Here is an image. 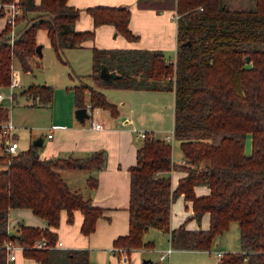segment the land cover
Returning <instances> with one entry per match:
<instances>
[{"label": "trees", "instance_id": "16d2710c", "mask_svg": "<svg viewBox=\"0 0 264 264\" xmlns=\"http://www.w3.org/2000/svg\"><path fill=\"white\" fill-rule=\"evenodd\" d=\"M10 0H0L5 2ZM21 12L14 24L0 29V86L10 82L13 59L23 71L31 70L36 51L37 30L43 27L57 55L65 47L79 46L94 36V28L74 26L80 7L67 0H17ZM138 7L173 8L177 13L175 62L159 48L92 46L90 77L95 86L81 81L70 85L76 108L88 103L118 114L117 107L100 91V86L129 89H160L174 92L172 134L179 142L182 161L171 156V145L146 131L136 150V161L128 168V232L113 240V247L126 257L131 250L151 246L144 232L159 228L169 235L174 249H209L216 234L231 221L239 227V251L221 253L218 264H264V0H136ZM93 24L109 22L115 32L137 39L129 27L130 7L126 4L85 6ZM2 9L0 8V13ZM189 40L190 43L180 42ZM248 57V59H246ZM112 73L100 77L101 67ZM54 89L50 84L32 83L19 92L32 106H51ZM9 111L0 104V124ZM2 126H0L1 131ZM2 134L0 138H6ZM251 150H244L246 137ZM3 144V143H2ZM102 151L85 157H41L38 145L15 153L0 152V264L7 262L5 242L22 247L24 257L39 264H91L88 248H37L35 240H57L55 228L62 210L67 220L78 209L80 230L88 235L103 208L72 190L59 168L93 169L104 164ZM183 171L175 187L169 171ZM89 186L96 176L87 177ZM195 185L209 192L196 195ZM183 194L192 203L197 222L209 213L207 229H188L182 223L170 228V204ZM29 208L46 221L45 227L19 225L8 231L11 208ZM125 264H131L126 261ZM157 264V262H154Z\"/></svg>", "mask_w": 264, "mask_h": 264}, {"label": "crops", "instance_id": "0c3cea01", "mask_svg": "<svg viewBox=\"0 0 264 264\" xmlns=\"http://www.w3.org/2000/svg\"><path fill=\"white\" fill-rule=\"evenodd\" d=\"M35 1L37 2L39 0ZM67 1L69 4L80 7L79 15L74 23L75 28L77 30L94 28V36L92 38L85 39L79 46L69 47L90 48L91 57L93 45L98 47L159 48L164 51V54L169 60L175 59V50L178 43L176 38L177 21L176 17H174L175 11L173 8L155 9L151 7H138L135 3L136 0ZM94 4L129 5L130 17L128 25L130 29L138 35L137 39H127L121 33L115 32L114 25L109 22H102L94 25L92 15L85 9V6ZM21 23V21L18 22L16 27H19ZM4 24L5 17L0 13V29ZM37 56L39 55L36 54L31 59L32 68L34 59ZM35 65H38V62H36ZM32 68L27 72H31ZM90 71L81 74L78 78L80 77L81 81L84 80L88 84L97 87L90 77H81L82 75L88 74ZM18 80L21 82L20 77H18ZM15 87H20V85ZM107 88L125 89L127 92L136 91L137 93L131 94H138V96H142L147 102H150L151 105L146 101L141 105L142 112L139 115L141 126L133 125L132 113L136 110L135 107L131 103L129 106L128 101L125 100L121 101L118 105L111 101L109 97H107L108 95L105 91ZM99 89L110 102L116 105L118 110V114L112 116L109 110L95 107L93 118L101 123L102 128L94 129L90 127L88 123H85L84 121L80 122L75 118L74 109L76 107L73 102V91L69 88L68 91L73 105H70L67 109V119L65 122L59 121L60 115L56 114V118H52L53 123L44 133L40 132L38 129L32 131L31 129L28 130L13 126V133L11 134V137L15 139L20 137L18 150L27 149L30 144H32L33 139L41 136V143L38 147L41 150V152H39L40 156L44 158H65L68 156L85 157L93 151H102L105 155L104 164L99 168L74 169L65 167L59 168L58 170L62 178L68 183L72 190L81 193L84 198H89L93 205L104 209L102 215L96 219L94 230L88 235L83 234L80 230L82 223V213L80 210H73L70 221L67 220V212L62 210L60 213L59 224L55 228L57 240L62 242L61 248H88L91 264H124V260H129L131 264H140L142 258H153V261L156 262L159 254L170 248L165 260H158L157 262V264H161L168 260L167 264H169V257L173 250L209 251L208 249H174L170 245L168 233L155 227L148 228L143 234V239L145 241L153 242L151 246L135 248L130 251L128 257H126L121 250L114 249L112 244L113 240L117 236L124 235L128 232V168L135 163L136 150L143 139V137H141L142 139L138 143L136 138H134V134L136 135L141 129L145 132L151 131L154 135L156 134L155 128H152L153 126H150V124L147 123L152 121L149 116H153L155 119L164 116L162 114L165 107L162 103L164 102L162 100L164 91H167L168 94H171L172 96V131L174 121V92L172 90L129 89L110 86H100ZM4 97L5 96L2 98ZM85 97V102H88V92H86ZM154 99H156L157 102H155ZM52 104L53 99L51 106L42 107L51 108ZM48 133H51V135L48 136ZM2 134H4V136L6 134L7 136L3 139V142L0 139V152H2V143L6 142L9 138V134L4 131L3 126L0 131V138L2 137ZM248 140L251 142L250 136ZM249 145H251V143ZM172 159L174 160L173 157ZM174 161H182V152L180 153V158ZM90 174L97 178V184L95 186H89L87 183V177ZM169 174L171 186L175 187L178 179L184 176L185 173L178 169H172L169 171ZM194 192L196 195H206L208 194L209 189L205 185H195ZM192 213L191 201L185 199L183 194L178 195L170 204V228L177 227L183 223L188 229H207L209 226V213L204 212L199 222H197L192 216ZM22 224L39 227H45L47 225L43 218L35 215L29 208H11L8 216V231L11 233H17L19 225ZM158 234L162 235L164 241L168 243V246L155 257L152 253L155 241L158 240ZM18 248L22 252V247L17 244L16 249ZM221 252L223 251L217 250L216 252L217 264L221 255L219 253ZM16 258L17 256L15 255L11 264L14 263ZM27 259L31 260L28 261V264H35L34 262H36L34 259ZM36 264L39 263L37 262Z\"/></svg>", "mask_w": 264, "mask_h": 264}, {"label": "rangeland", "instance_id": "374dc122", "mask_svg": "<svg viewBox=\"0 0 264 264\" xmlns=\"http://www.w3.org/2000/svg\"><path fill=\"white\" fill-rule=\"evenodd\" d=\"M15 25L16 24L12 26L13 30L16 28ZM37 41L41 43V55L34 59L31 72L21 70L18 60L16 58L13 59L12 66L14 70L18 72V77H20L21 80V82H19L20 87H14L13 91L19 92L32 83L50 84L54 89L52 107L47 108L42 106H32L30 105L31 99H28L25 95L20 94H18L16 100H11L9 98V84L0 86V93L5 96L0 100V104L8 109L9 120L12 122L14 127L25 128L28 130L31 129L32 131L38 129L40 132L44 133L53 123L52 118H56V114L60 115L59 121H66L68 112L67 109L70 105H73L68 91L69 86L78 82V76L91 70L92 62L90 48L67 47L60 51V54L57 55L49 41L46 30L43 27H40L37 30ZM36 62H38V65H35ZM83 78H86V76ZM105 91L108 95L107 97H109V99L117 105L123 100L128 101L129 106L131 103L136 109L132 113L134 122L133 125L141 126L139 115L142 112L141 105L146 101L145 98L138 96V94H131L137 93L136 91L131 90V92H127L125 89L107 88ZM163 93L164 96H162V100L164 102L162 103L165 107L162 114L164 116H161L158 119L153 118V116H149L152 121L147 123L150 124V126H153L152 128H155V136L161 138H164L165 135L171 134L172 113V96L171 94H168L167 91H164ZM154 100L157 102L156 99ZM147 103L150 104V102ZM5 121L2 122L0 126H2ZM84 122L90 124V118H85ZM140 131L144 130L141 129ZM134 138H136L138 143L142 139L138 133L136 135L134 134ZM248 139L249 136L245 142L246 153H249L251 150V145H249L251 142ZM16 140L19 143L20 137H17ZM169 143L171 145V156L174 160L179 159L181 153L179 142L172 138ZM39 152H41L40 149ZM167 246L168 243L164 241L162 235L158 234V240L155 241L152 255L156 257L157 254H159ZM208 250L209 251L173 250L169 257V264H217V250H221L223 252L239 251L240 240L237 222L231 221L226 230L216 234ZM15 255L17 258L13 264H28V261H31L23 256L19 248L15 250ZM151 259L154 260L153 258ZM156 262H158L157 259ZM34 263L36 264L37 262Z\"/></svg>", "mask_w": 264, "mask_h": 264}, {"label": "built area", "instance_id": "2783aa9c", "mask_svg": "<svg viewBox=\"0 0 264 264\" xmlns=\"http://www.w3.org/2000/svg\"><path fill=\"white\" fill-rule=\"evenodd\" d=\"M0 8L2 9V14L5 17V22L11 23L12 25H14L16 16H18L21 12V8L18 4L17 0H10V1H5V2H0ZM174 17H177V13L174 12ZM13 33V29H11V34ZM171 62H175V59H170ZM19 85V80H18V72L16 70H14V68H12L11 71V78H10V82H9V86H10V94H9V98L12 99V91L13 88L15 86ZM3 97V94L0 93V100ZM85 109L87 111V113L89 114L90 118V127L94 128V129H100L102 128V125L100 122L96 121L93 118V113L95 111V107L90 105L88 102L85 103ZM2 126L4 127V131L7 132L9 134V138L6 142L3 143L2 146V152L4 153H15L18 150V141L11 137V134L13 133V125L11 123V121L6 120L5 123L2 124ZM140 137H145L146 136V132L145 131H139L138 132ZM51 133H48V136H50ZM173 138V134L171 132L170 135H165V137L163 138L165 141L169 142L171 139ZM34 247L37 248H50V247H62V242L60 240H56L55 243L51 244L47 241V239L45 238H40L38 240H35L33 243ZM5 248H6V257H7V262H12L15 258V249L17 248V244L12 241V240H7L5 242ZM170 251V248L166 249L165 251H163L162 253L159 254L158 260L159 261H164L165 257L168 255ZM221 254V253H219ZM125 260H124V264H125ZM161 264H167L166 262H162Z\"/></svg>", "mask_w": 264, "mask_h": 264}, {"label": "water", "instance_id": "95a60500", "mask_svg": "<svg viewBox=\"0 0 264 264\" xmlns=\"http://www.w3.org/2000/svg\"><path fill=\"white\" fill-rule=\"evenodd\" d=\"M183 43H190L189 40H184L182 42H180V45H182ZM36 51L39 52V54H41V43H37L36 44ZM246 59H248V57H246ZM112 76V73L109 72L105 66L101 67L100 70V77L104 80H108L110 77ZM74 116L75 118L80 121L83 122L85 120V118L89 117V114L87 113L85 107H78L74 109ZM41 136L35 138L32 140V144L34 145H39L41 143ZM96 264V263H93ZM140 264H154V261L151 258H142L141 263Z\"/></svg>", "mask_w": 264, "mask_h": 264}]
</instances>
